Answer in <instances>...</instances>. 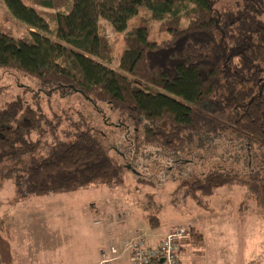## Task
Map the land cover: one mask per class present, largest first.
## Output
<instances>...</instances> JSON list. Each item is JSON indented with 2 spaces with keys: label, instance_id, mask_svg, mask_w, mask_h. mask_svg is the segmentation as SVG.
Instances as JSON below:
<instances>
[{
  "label": "trees",
  "instance_id": "obj_1",
  "mask_svg": "<svg viewBox=\"0 0 264 264\" xmlns=\"http://www.w3.org/2000/svg\"><path fill=\"white\" fill-rule=\"evenodd\" d=\"M222 2L0 0V68L35 77L50 98L80 95L98 113L101 105L109 106L128 122L125 130L135 134L136 144L183 158L177 167L188 163L187 151H212L232 136L245 150V177L238 180L237 173L219 167L203 179L184 180L179 189L203 206L198 199L241 185L264 211V0H240L235 9L220 10ZM143 11L149 19L140 18ZM101 21L124 34L126 49L115 68ZM152 21L161 22L154 33ZM14 22L29 34L12 35L5 26ZM163 35L168 38L159 40ZM71 119L50 118L21 98L5 104L0 187L10 181L23 200L124 185V167L110 157L100 134ZM145 218L158 228L157 217ZM203 237L192 228L180 256L190 244L203 246ZM122 262L114 264H130ZM0 264H16L1 217Z\"/></svg>",
  "mask_w": 264,
  "mask_h": 264
},
{
  "label": "rangeland",
  "instance_id": "obj_2",
  "mask_svg": "<svg viewBox=\"0 0 264 264\" xmlns=\"http://www.w3.org/2000/svg\"><path fill=\"white\" fill-rule=\"evenodd\" d=\"M239 2L224 0L218 8L235 9ZM3 14L0 4V26ZM140 18L149 19L150 14L143 11ZM150 25L154 33L161 22L152 21ZM5 27L16 38L29 34V29L18 22ZM99 28L113 44L115 68L126 49L124 34L116 33L105 21L99 23ZM167 38L163 35L159 40ZM18 98L26 106L45 111L50 118L69 114L72 121L84 123L100 134L110 157L124 167L125 183L22 200L16 197L12 183L5 181L0 187V217L11 237L16 264H103L101 252L121 245L136 231L154 237L150 239L156 245L180 227L190 234L195 228L204 236L203 246L186 247L181 254L182 264H264V211L248 197L243 186H228L210 199H198L203 206L179 189L184 180L203 179L219 167L243 179L250 171L245 170V150L232 136L212 151H187L183 157L188 163L177 167L175 161L177 164L183 158L171 159L159 147L136 144L135 134L125 130L128 122L109 106L101 105L102 112L98 113L80 95L64 100L50 98L40 91L35 77L0 68V110ZM147 214L158 218L157 229L150 226Z\"/></svg>",
  "mask_w": 264,
  "mask_h": 264
},
{
  "label": "built area",
  "instance_id": "obj_3",
  "mask_svg": "<svg viewBox=\"0 0 264 264\" xmlns=\"http://www.w3.org/2000/svg\"><path fill=\"white\" fill-rule=\"evenodd\" d=\"M189 237V230L180 227L152 245L146 233L136 231L120 247L112 245L102 251L103 264L120 263L126 259L130 260V264H181L182 243Z\"/></svg>",
  "mask_w": 264,
  "mask_h": 264
},
{
  "label": "crops",
  "instance_id": "obj_4",
  "mask_svg": "<svg viewBox=\"0 0 264 264\" xmlns=\"http://www.w3.org/2000/svg\"><path fill=\"white\" fill-rule=\"evenodd\" d=\"M150 238H153V239H154V237H150ZM158 239H159V238H158ZM154 242H155V240H154ZM154 242H153V243H154ZM156 242H158V241L156 240ZM11 243H12V241H11ZM150 243L153 244L152 241H150ZM12 249H13V245H12ZM13 255H14V254H13ZM14 258H15V256H14ZM124 262H125V260L123 261V263H124ZM126 264H129V263L127 262Z\"/></svg>",
  "mask_w": 264,
  "mask_h": 264
}]
</instances>
